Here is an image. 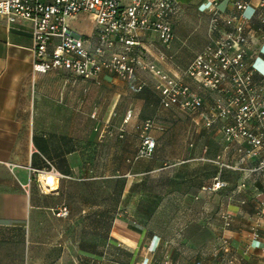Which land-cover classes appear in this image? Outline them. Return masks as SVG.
I'll return each instance as SVG.
<instances>
[{
	"label": "crops",
	"instance_id": "obj_1",
	"mask_svg": "<svg viewBox=\"0 0 264 264\" xmlns=\"http://www.w3.org/2000/svg\"><path fill=\"white\" fill-rule=\"evenodd\" d=\"M210 1L221 17L236 12L233 0ZM247 1L248 14L258 0ZM178 2L171 17L174 36L167 46L153 31L138 38L148 59L169 75L179 74L210 36L208 0ZM77 19L69 20L70 27L94 38L89 17L83 30L75 27ZM247 25L258 33L255 14ZM227 29L220 24L213 34ZM32 44L27 20L8 23L0 17V264H113L114 247L119 238L131 243L129 232L150 256L158 255L162 232L144 233L129 214L114 216L113 200L116 193L121 203L134 187L137 197L146 194V180L164 178L168 168L172 186H162V193L172 194V225L190 221L186 241L191 247L204 241L196 237L205 235L202 228L210 225L220 244L215 264H223L227 256L223 239L232 254L244 255L243 264H264V213L256 210V202L264 199V177L244 178L224 165L237 163L238 154L233 144L225 148L222 121L204 124L214 91L184 78L202 97L197 112L185 113L161 105L157 78L144 71L136 78L103 72L97 80L63 70L33 72ZM254 64L264 71V56ZM146 122L151 123L147 128ZM146 135L153 138L154 148L141 155ZM256 160L252 157L247 164ZM45 174L53 177V188L44 184ZM215 177L226 185L210 189ZM223 210L232 215L227 227L220 217ZM205 211L210 218L203 217ZM120 225L129 231L123 237L115 230ZM253 230L257 239L251 237ZM143 258L139 253L136 264Z\"/></svg>",
	"mask_w": 264,
	"mask_h": 264
},
{
	"label": "built area",
	"instance_id": "obj_2",
	"mask_svg": "<svg viewBox=\"0 0 264 264\" xmlns=\"http://www.w3.org/2000/svg\"><path fill=\"white\" fill-rule=\"evenodd\" d=\"M207 3L211 13L209 40L175 75H169L148 59L138 38L142 32L153 31L167 46L174 36L171 17L179 7L178 0H129L126 4L121 0H0V17L8 23H30L33 72L63 70L97 80L103 72L119 78H136L138 71H144L157 78L155 88L162 106L189 114L201 108L202 97L184 78L214 91L216 97L204 124L222 121L225 148L233 144L238 154L237 163L224 165L240 171L244 178L250 174L264 177V71L254 64L257 57L264 56V0H258L248 14L247 0H233L236 12L225 17H221L214 1ZM80 13L92 22L94 38L70 27L69 20ZM254 14L259 23L258 33L247 25ZM220 24L228 29L216 36L213 33ZM255 73L260 78H254ZM150 124L146 122L145 128ZM153 148V138L144 136L139 153L150 155ZM252 157H257L256 163L247 164ZM48 165L52 170V164ZM224 185L223 180L215 177L209 188ZM243 187L241 181L238 188ZM256 210L259 215L264 213V199L256 202ZM61 213L66 214V208ZM220 217L227 227L231 213L223 210ZM258 236L256 230L251 232L253 239ZM221 245L227 254L223 264H243L244 255L232 254L227 239Z\"/></svg>",
	"mask_w": 264,
	"mask_h": 264
},
{
	"label": "rangeland",
	"instance_id": "obj_3",
	"mask_svg": "<svg viewBox=\"0 0 264 264\" xmlns=\"http://www.w3.org/2000/svg\"><path fill=\"white\" fill-rule=\"evenodd\" d=\"M87 15L80 13L76 16L77 21L75 27L78 30H83L87 27ZM165 177H151L146 180L145 187L147 193L137 197L136 187L128 193V196L119 202V197L114 193V216L124 217L129 214V217L134 223H139L144 227V233H151L159 230L162 232L163 242L159 249V254H152L143 249L142 241L137 239L134 232H129L125 226L115 228L117 234L123 237V232H129L131 243H126L123 238H119L117 247H114L113 264H136L139 253L143 254V263L140 264H215L218 257V235L215 227L202 228L205 235H198L197 239L204 240L202 243H195L194 247L186 241V231L188 230L185 220L179 221L177 226L172 225V194L162 193V186H172L170 175L172 168L165 170ZM116 183L114 181V192ZM167 190V189H166ZM128 199L129 205L126 200ZM210 203V201H209ZM127 205V206H126ZM160 207L157 213L156 210ZM125 210V211H124ZM208 211H205L203 217L210 218ZM118 213V214H116ZM160 214V215H159ZM193 214H197V211ZM181 216H185L182 212ZM155 216V217H154ZM130 228V227H129ZM131 229V228H130ZM201 229V228H195ZM212 231V233H208ZM199 232V231H198ZM219 244V245H218ZM130 251H126L127 249ZM117 252V254L115 253ZM214 253V254H213ZM132 255V258L130 257ZM194 256L196 258L193 260ZM193 260V262H191Z\"/></svg>",
	"mask_w": 264,
	"mask_h": 264
},
{
	"label": "bare ground",
	"instance_id": "obj_4",
	"mask_svg": "<svg viewBox=\"0 0 264 264\" xmlns=\"http://www.w3.org/2000/svg\"><path fill=\"white\" fill-rule=\"evenodd\" d=\"M44 184L46 186H49V188H53L54 185V179L50 174H45L43 177Z\"/></svg>",
	"mask_w": 264,
	"mask_h": 264
},
{
	"label": "trees",
	"instance_id": "obj_5",
	"mask_svg": "<svg viewBox=\"0 0 264 264\" xmlns=\"http://www.w3.org/2000/svg\"><path fill=\"white\" fill-rule=\"evenodd\" d=\"M151 154V153H150Z\"/></svg>",
	"mask_w": 264,
	"mask_h": 264
}]
</instances>
